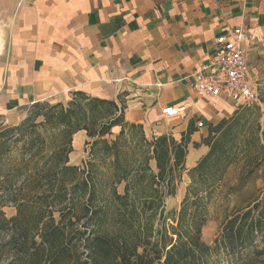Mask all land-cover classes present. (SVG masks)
Returning a JSON list of instances; mask_svg holds the SVG:
<instances>
[{
    "label": "trees",
    "instance_id": "1",
    "mask_svg": "<svg viewBox=\"0 0 264 264\" xmlns=\"http://www.w3.org/2000/svg\"><path fill=\"white\" fill-rule=\"evenodd\" d=\"M31 106L43 120L31 123L33 133L19 147L9 141L19 126L0 128V264H264L262 198L225 216L212 243L201 234L229 167L243 163L226 198L264 166L259 104L211 125L194 143L208 151L187 170L194 129L179 141L168 134L148 139L141 125L124 121L123 105L80 91L66 103ZM114 126L121 130L112 138ZM79 130L88 138L82 165L69 161ZM184 171L190 182L180 208L166 214L164 202ZM5 206L15 214L7 217Z\"/></svg>",
    "mask_w": 264,
    "mask_h": 264
},
{
    "label": "crops",
    "instance_id": "2",
    "mask_svg": "<svg viewBox=\"0 0 264 264\" xmlns=\"http://www.w3.org/2000/svg\"><path fill=\"white\" fill-rule=\"evenodd\" d=\"M0 17L7 18L0 115L8 122L40 101L66 103L75 91L106 98L123 105L124 121L141 125L148 139L168 134L179 141L194 129L186 170L208 151L194 143L246 105L194 90L193 73L216 38L243 27L252 39L247 62L254 84L264 65V0H0ZM168 106L184 111L164 115ZM87 140L85 130L75 132L73 152Z\"/></svg>",
    "mask_w": 264,
    "mask_h": 264
},
{
    "label": "rangeland",
    "instance_id": "3",
    "mask_svg": "<svg viewBox=\"0 0 264 264\" xmlns=\"http://www.w3.org/2000/svg\"><path fill=\"white\" fill-rule=\"evenodd\" d=\"M7 19V18H6ZM6 19L0 17V39H2V35L4 33V29L6 27ZM256 92L259 94L258 104L262 111L264 112V65L260 69L259 79H257L255 83ZM47 102V101H41ZM50 103V102H49ZM33 107L30 105L28 109L25 110L23 114V119H19L17 122L12 124V122H8L7 117L0 115V128L4 126H19V129H15L14 133L10 137V140H15L13 143L14 149L21 144V140L29 139L30 135L33 133L30 126L31 123H40L43 120V116L33 115ZM15 117V116H14ZM17 117V116H16ZM7 118V119H6ZM38 132L43 131L41 128L37 129ZM36 130V132H37ZM34 132V133H36ZM46 135V134H45ZM111 136L112 138L114 137ZM203 138V137H202ZM201 138V139H202ZM200 139V141H201ZM86 144L81 149L76 148V150L71 155V160L73 164L77 163V165H82V161L86 159ZM71 154V153H70ZM71 163V164H72ZM243 163L239 160L237 163L231 165L228 172L226 173L222 182L217 186L214 198L212 201V205L210 206V211L212 215V219L207 221V223L202 227L201 234L203 240L210 244L214 240L217 235V232L223 222L225 216L229 215L235 209L246 207L251 201L255 199H263L264 201V166L260 168V171L256 174V176L250 180L249 183L245 185L243 191L238 193H232L227 198L225 194L231 185H235L237 179L241 173V167ZM190 178L188 174L182 175L181 180L176 185V193L172 196H168L166 198L164 204L166 209V214L168 212H177L180 208V203L186 193V186L189 184ZM120 192L122 191V186L118 188ZM5 214L7 217H11L15 214L16 209L13 206H5L3 207ZM172 221L168 220V223ZM217 264H225V262H218Z\"/></svg>",
    "mask_w": 264,
    "mask_h": 264
},
{
    "label": "built area",
    "instance_id": "4",
    "mask_svg": "<svg viewBox=\"0 0 264 264\" xmlns=\"http://www.w3.org/2000/svg\"><path fill=\"white\" fill-rule=\"evenodd\" d=\"M252 39L243 27H236L231 33L220 35L215 40V50L207 62L193 73L194 90L204 97H224L242 104L258 103L259 94L249 77L247 49ZM184 107L168 106L164 115L177 116ZM198 127L202 122H197Z\"/></svg>",
    "mask_w": 264,
    "mask_h": 264
},
{
    "label": "bare ground",
    "instance_id": "5",
    "mask_svg": "<svg viewBox=\"0 0 264 264\" xmlns=\"http://www.w3.org/2000/svg\"><path fill=\"white\" fill-rule=\"evenodd\" d=\"M0 43H1V39H0ZM1 45V44H0Z\"/></svg>",
    "mask_w": 264,
    "mask_h": 264
}]
</instances>
